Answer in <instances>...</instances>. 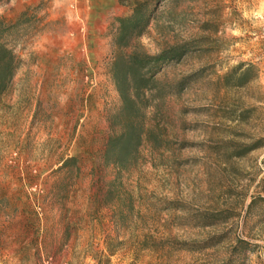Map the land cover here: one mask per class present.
<instances>
[{
    "label": "rangeland",
    "instance_id": "obj_1",
    "mask_svg": "<svg viewBox=\"0 0 264 264\" xmlns=\"http://www.w3.org/2000/svg\"><path fill=\"white\" fill-rule=\"evenodd\" d=\"M0 45V264H264V0H0Z\"/></svg>",
    "mask_w": 264,
    "mask_h": 264
},
{
    "label": "trees",
    "instance_id": "obj_2",
    "mask_svg": "<svg viewBox=\"0 0 264 264\" xmlns=\"http://www.w3.org/2000/svg\"><path fill=\"white\" fill-rule=\"evenodd\" d=\"M116 22L117 34L115 40L120 47H125L130 39L139 36L147 25V19H143L140 7H135L131 16L118 18L116 19ZM162 59L163 57H158V59L153 61L155 62ZM150 62L151 61H144L143 59L134 57L124 59L120 56L114 60L112 64V75L116 88L123 100L124 111L130 112L133 110L134 106V102L126 98L125 92L127 91V88L130 87L137 95V92L141 88H139V86L144 85V88H146V84L152 80V77H147L145 73V70L147 69L146 67L150 64ZM15 68L11 52L0 45V91L6 87V84L11 79ZM133 133L134 132L131 130L125 135L109 141L108 150L112 149L114 146L115 148L117 147V150L114 153L117 158V162L128 155L132 140L136 139ZM136 140L137 142L139 141V139ZM245 245L246 243L244 241H238L233 254H231L229 260L224 264H233V259L236 258V253H238V250Z\"/></svg>",
    "mask_w": 264,
    "mask_h": 264
}]
</instances>
